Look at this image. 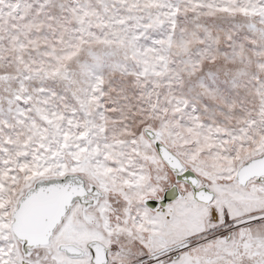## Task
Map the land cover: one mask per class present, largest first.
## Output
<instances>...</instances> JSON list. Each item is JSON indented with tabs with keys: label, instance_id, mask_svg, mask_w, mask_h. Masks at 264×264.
I'll use <instances>...</instances> for the list:
<instances>
[{
	"label": "snow or ice",
	"instance_id": "1",
	"mask_svg": "<svg viewBox=\"0 0 264 264\" xmlns=\"http://www.w3.org/2000/svg\"><path fill=\"white\" fill-rule=\"evenodd\" d=\"M0 264H264V0H0Z\"/></svg>",
	"mask_w": 264,
	"mask_h": 264
}]
</instances>
